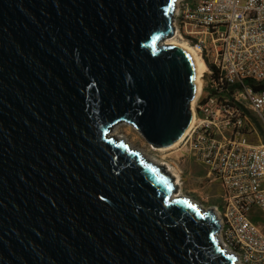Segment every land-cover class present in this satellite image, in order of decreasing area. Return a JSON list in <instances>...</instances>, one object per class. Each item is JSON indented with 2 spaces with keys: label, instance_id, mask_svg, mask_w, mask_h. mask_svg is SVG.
<instances>
[{
  "label": "water",
  "instance_id": "1",
  "mask_svg": "<svg viewBox=\"0 0 264 264\" xmlns=\"http://www.w3.org/2000/svg\"><path fill=\"white\" fill-rule=\"evenodd\" d=\"M176 1L0 0V264H239L111 135L168 148L192 122L195 65L162 43Z\"/></svg>",
  "mask_w": 264,
  "mask_h": 264
},
{
  "label": "built area",
  "instance_id": "2",
  "mask_svg": "<svg viewBox=\"0 0 264 264\" xmlns=\"http://www.w3.org/2000/svg\"><path fill=\"white\" fill-rule=\"evenodd\" d=\"M173 26L206 66L180 143L220 185L222 247L239 264H264V89L253 87L264 82V0H178Z\"/></svg>",
  "mask_w": 264,
  "mask_h": 264
},
{
  "label": "rangeland",
  "instance_id": "3",
  "mask_svg": "<svg viewBox=\"0 0 264 264\" xmlns=\"http://www.w3.org/2000/svg\"><path fill=\"white\" fill-rule=\"evenodd\" d=\"M170 39H174V36L164 39L162 43L164 44ZM174 41L184 44V41L179 38H175ZM115 138L128 144L130 150L140 153L148 163L159 167L164 165L172 177L178 178L177 193H181L195 205H199L198 208L214 212L221 193L220 185L212 177H209L206 166L197 162L182 143L170 149L155 148L134 127L128 124H120L115 127ZM261 141L264 142L263 137ZM250 142L253 145L261 143L252 137Z\"/></svg>",
  "mask_w": 264,
  "mask_h": 264
},
{
  "label": "bare ground",
  "instance_id": "4",
  "mask_svg": "<svg viewBox=\"0 0 264 264\" xmlns=\"http://www.w3.org/2000/svg\"><path fill=\"white\" fill-rule=\"evenodd\" d=\"M177 2H178V0L176 1V3ZM174 39H175V37H174ZM174 39H170L167 42H165L164 44L165 45H175V46H179L182 49H184L189 54V56L191 57L194 65H195V70H196L195 84H196L197 90H196V94H195V98H194L195 100L192 101V105H191V110L193 112L192 113L193 114V118H192V122H191L189 128L184 133V135H185L193 127V125H194V123L196 121V114H195L196 100H197V98H198V96H199V94L201 92V87H202V83H203V81H202V74L204 73V71L206 69V66H205L204 62L201 60L200 56L196 53V51L194 49H192L190 46H188L185 42H184V44H180V43H177L176 41H174ZM111 135L115 136V128L111 132ZM181 140H182V138L179 141H177L174 145H172L171 147H168V149L173 148V147L179 145V143L181 142ZM174 178L176 179V182H174V183L178 186V184H179L178 178L175 177V176H174ZM177 197L183 198L184 195H182L181 193L178 192V193H176V194L173 195V198H177ZM184 198H186V197H184ZM203 211H205V210H203Z\"/></svg>",
  "mask_w": 264,
  "mask_h": 264
},
{
  "label": "trees",
  "instance_id": "5",
  "mask_svg": "<svg viewBox=\"0 0 264 264\" xmlns=\"http://www.w3.org/2000/svg\"><path fill=\"white\" fill-rule=\"evenodd\" d=\"M255 90L260 91L264 89V82L259 84V85H255L253 86Z\"/></svg>",
  "mask_w": 264,
  "mask_h": 264
},
{
  "label": "snow or ice",
  "instance_id": "6",
  "mask_svg": "<svg viewBox=\"0 0 264 264\" xmlns=\"http://www.w3.org/2000/svg\"><path fill=\"white\" fill-rule=\"evenodd\" d=\"M190 207H191V205H190Z\"/></svg>",
  "mask_w": 264,
  "mask_h": 264
}]
</instances>
